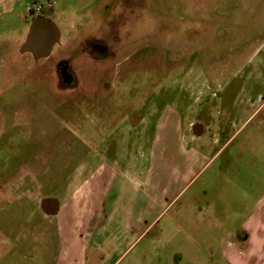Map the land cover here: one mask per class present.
I'll return each mask as SVG.
<instances>
[{"label": "rangeland", "instance_id": "rangeland-1", "mask_svg": "<svg viewBox=\"0 0 264 264\" xmlns=\"http://www.w3.org/2000/svg\"><path fill=\"white\" fill-rule=\"evenodd\" d=\"M48 4L59 42L36 61L21 46L32 10ZM65 56L75 70L66 78L55 69ZM258 96L264 0H0V264H56V216L43 206L71 199L83 164L79 182L97 187L92 172L110 158L155 152L159 126L176 117L212 125ZM249 129L222 154L237 151L244 170L261 172L249 159L264 154V137L246 143ZM218 166L188 191L198 205L218 187ZM239 197L247 215L264 203L261 192Z\"/></svg>", "mask_w": 264, "mask_h": 264}, {"label": "crops", "instance_id": "crops-1", "mask_svg": "<svg viewBox=\"0 0 264 264\" xmlns=\"http://www.w3.org/2000/svg\"><path fill=\"white\" fill-rule=\"evenodd\" d=\"M262 100L225 110L212 125L176 117L157 128L155 152L116 155L110 167L101 164L90 177L97 187L79 182L83 164L71 199L43 206L47 216H56L49 225L59 244L56 264H264V203L247 215L249 206L239 197L263 196L264 171L253 164L244 170L246 158L237 151L222 154L245 129L246 143L264 137V118L250 126L264 110ZM216 159L218 187L204 188L205 202L198 205L188 191ZM260 161L264 154L249 159Z\"/></svg>", "mask_w": 264, "mask_h": 264}, {"label": "water", "instance_id": "water-1", "mask_svg": "<svg viewBox=\"0 0 264 264\" xmlns=\"http://www.w3.org/2000/svg\"><path fill=\"white\" fill-rule=\"evenodd\" d=\"M59 31L53 22L46 17L38 16L30 24L22 53H29L34 60L49 56L54 44L59 42Z\"/></svg>", "mask_w": 264, "mask_h": 264}, {"label": "flooded vegetation", "instance_id": "flooded-vegetation-1", "mask_svg": "<svg viewBox=\"0 0 264 264\" xmlns=\"http://www.w3.org/2000/svg\"><path fill=\"white\" fill-rule=\"evenodd\" d=\"M38 16H41V17H46V18H48L45 14H42V13H40V14H38V15H35V17H38ZM34 17V18H35ZM31 22H32V20H31ZM31 24V23H30ZM55 46V44L53 45V47ZM53 47H52V49H53ZM52 49H51V51H50V54H51V52H52ZM50 54H49V56H50ZM31 55V54H30ZM49 56H47V57H44V58H41V59H38V60H36V61H39V60H45V59H48L49 58ZM31 58L34 60V58H33V56L31 55ZM55 69H56V71H57V73H59V74H61V75H65V78H66V76H67V74H72V71H75L74 70V67H73V64L71 63V60L68 58V57H61L59 60H58V62H57V64L55 65ZM58 81H59V84H61L62 86H64V80L63 79H61L60 77H58Z\"/></svg>", "mask_w": 264, "mask_h": 264}, {"label": "built area", "instance_id": "built-area-1", "mask_svg": "<svg viewBox=\"0 0 264 264\" xmlns=\"http://www.w3.org/2000/svg\"><path fill=\"white\" fill-rule=\"evenodd\" d=\"M51 4H48V7H50ZM43 7L42 6H36L32 11H33V15H38L42 12ZM31 12V11H30Z\"/></svg>", "mask_w": 264, "mask_h": 264}, {"label": "trees", "instance_id": "trees-1", "mask_svg": "<svg viewBox=\"0 0 264 264\" xmlns=\"http://www.w3.org/2000/svg\"><path fill=\"white\" fill-rule=\"evenodd\" d=\"M42 12L48 16V13H51L52 12V7H46L45 10H42Z\"/></svg>", "mask_w": 264, "mask_h": 264}]
</instances>
